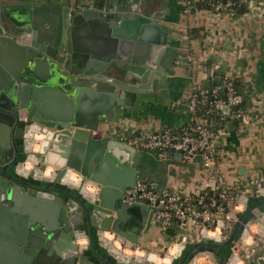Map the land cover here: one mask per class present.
I'll return each mask as SVG.
<instances>
[{
    "label": "water",
    "instance_id": "water-1",
    "mask_svg": "<svg viewBox=\"0 0 264 264\" xmlns=\"http://www.w3.org/2000/svg\"><path fill=\"white\" fill-rule=\"evenodd\" d=\"M8 3L9 0H0V72H5L4 65L8 66L1 88L4 91L0 92V120L11 124L9 147L0 149V187L25 188L31 196L46 201L48 211L42 218H19L14 229L0 220V244L11 246L15 254L22 253L18 264H26L32 257L33 264H83L89 260L90 250H81L76 240L77 232L85 230L93 255L103 263L132 264L113 260L96 230L113 229L137 242L140 234L152 227L154 210L147 201H124L125 189L138 178L133 163L139 160L142 150L118 138L96 137L91 130L100 120L120 124L128 117L135 121L140 119L138 113L144 106L172 104L169 77L182 55L172 42L177 39L172 28L160 21L166 13L165 1L62 0L56 19L44 34L27 30L26 21L10 16ZM30 22L39 27L36 20ZM25 37L30 38L29 45L21 43ZM88 38L100 43L89 44ZM7 59H11L8 64ZM223 63L221 73L225 74L228 65L225 60ZM220 81L206 79L204 84L211 87ZM37 83L51 85L76 99L92 98L101 107V112L88 120L71 110L57 115L41 111L35 117L34 107H30L27 118L43 123L45 131L52 129L45 151L36 153L42 168L47 163L56 168V179L44 183L34 177L30 180L35 182H26L8 169L24 143L18 141L25 132V127L17 126L22 118L19 107L27 106L30 97H39ZM229 109L224 107L226 112ZM12 155V161L2 163ZM70 169L98 184L97 197L87 196L64 181ZM261 176L262 173L259 181ZM262 209L264 197L252 203L250 200L228 239H200L172 264H187L205 250L218 249L223 256V246L238 237L245 223ZM173 233L169 227L167 234Z\"/></svg>",
    "mask_w": 264,
    "mask_h": 264
},
{
    "label": "crops",
    "instance_id": "crops-1",
    "mask_svg": "<svg viewBox=\"0 0 264 264\" xmlns=\"http://www.w3.org/2000/svg\"><path fill=\"white\" fill-rule=\"evenodd\" d=\"M164 1L166 13L160 21L172 28V33L177 37L172 42L182 55V60L172 69L169 77V98L173 102L167 107L160 103L152 108L144 106L138 113L140 119L133 121L132 128L150 127L157 130L189 121L191 114L186 108L185 98L190 91L192 71L189 68L188 56H193L196 64L194 74L201 79L204 86L206 79L217 78L216 71L223 75L221 70L225 60L228 65L226 73L237 72L238 87L245 95L244 108L247 110L248 122L231 118L226 127L219 129L217 143L223 153L222 168L228 181L233 184L248 183L253 186L257 182H264V0H245L246 10L241 13L231 9L190 8L185 0ZM59 5H62V0H9L6 10L14 19L26 21L24 26L27 30L35 34L42 31L44 34L56 19ZM29 20H36L40 28L29 23ZM191 28H200L199 35L190 34L188 29ZM184 34H187V37ZM96 41L100 43L96 38L86 39L89 44ZM21 43L29 45L30 38L25 37ZM100 46L102 47V44ZM10 61L11 59H7V64ZM2 68L5 72H0V92L4 91L1 88L4 87L2 83L6 79L8 66L4 65ZM36 85L39 86L36 91V96L39 97H30L27 99V106L19 107L26 115L29 114L30 107H34L35 117L41 111L48 115H57L71 110L73 113H82L88 120L101 112V107L99 108L92 98L76 99L51 85ZM31 91L34 92L33 89ZM229 122H232L233 126H230ZM119 126L121 125L114 121L100 120L97 128L91 130V133L99 138L117 139L118 130L115 129ZM10 128L9 122L0 120L2 150L9 147ZM18 141L22 142L23 139L18 138ZM25 157L26 151L23 150L20 159ZM38 160L41 163L39 156ZM46 166L54 167L50 163ZM133 166L138 170V174L149 176L159 185L189 187L201 184L203 177L199 160L193 164H185L177 154L172 159L159 158L154 151L142 150L139 160L134 162ZM260 173L262 176L259 181ZM19 188L16 190L14 187H0V220L10 229H14L13 224L23 216L35 215L42 218L48 211L46 201L31 196L23 187ZM139 242L150 248L156 245L155 240L149 242L144 234H140ZM86 249L90 250L91 258L83 264H101L91 260L94 258L91 247L85 248L84 251ZM21 254H15V249L11 246L0 244V264H18ZM212 256H215L216 260ZM196 258V264H220L223 261L218 249L215 252L199 251ZM34 260L32 257L26 264H33ZM247 264H264V257L251 258Z\"/></svg>",
    "mask_w": 264,
    "mask_h": 264
},
{
    "label": "built area",
    "instance_id": "built-area-1",
    "mask_svg": "<svg viewBox=\"0 0 264 264\" xmlns=\"http://www.w3.org/2000/svg\"><path fill=\"white\" fill-rule=\"evenodd\" d=\"M198 0H185L187 7H192ZM231 0H219L214 9H228ZM187 37V34H184ZM189 68L192 71L191 87L185 98V105L191 114L189 121L161 129L132 128L133 118H125L120 123L117 138L125 140L140 150L154 151L159 158H174L180 153L185 164L200 161L203 177L201 184L192 185H159L156 180L147 175L138 174L133 186L124 192V201L128 203L148 202L153 208V225L159 231L160 242L154 247H146L134 242L113 229L97 228L96 233L101 244L112 254L117 262L132 264H172L181 256L188 245L195 244L200 239L221 242L228 239L240 220V215L248 208L254 196H264V182L231 183L222 168L223 153L217 143L219 129L226 127L229 119L248 122L247 110L241 105L245 102L244 92L237 86V72L221 75L216 71V77L221 81L211 87L204 86L201 79L194 74L195 66L192 55L188 56ZM212 72V71H211ZM209 97L211 98L209 100ZM207 104L204 111V105ZM237 105V108H233ZM229 106L228 112L224 110ZM201 110L203 112H201ZM208 114H216L225 123L216 128ZM25 121L24 148L26 157L17 166L22 176H33L36 179L53 181L57 177L55 167L42 168L37 152H44L52 135V129L44 130V124L37 119L29 120L25 113L21 115ZM125 127H127L125 129ZM34 128L32 134L30 130ZM41 133V137L36 136ZM33 141L39 147L29 148ZM32 157L30 167L27 161ZM74 174L75 177H72ZM69 179H64L65 177ZM64 181L77 186L84 194L97 197L99 186L80 172L70 169L64 176ZM91 194L84 189L91 187ZM172 227L174 233L167 234ZM86 238L85 243L79 237ZM77 243L81 250L89 247V235L85 230L77 232ZM197 254L187 263L196 264ZM264 257V209L254 219L245 223L240 235L232 238L230 253L220 264H247L251 258Z\"/></svg>",
    "mask_w": 264,
    "mask_h": 264
},
{
    "label": "trees",
    "instance_id": "trees-1",
    "mask_svg": "<svg viewBox=\"0 0 264 264\" xmlns=\"http://www.w3.org/2000/svg\"><path fill=\"white\" fill-rule=\"evenodd\" d=\"M216 1H219V0H198L195 3V5H193L191 8H193V7H210V8H213L212 4H214ZM222 1H225V0H222ZM231 1H232L231 6L228 9L235 10L237 13H241V12L246 10V1L245 0H231ZM188 30H189L190 34L194 33V35L198 36L199 35L198 32H199L200 28H197V29L196 28H191V29H188ZM236 83H237V86H239L237 81H236ZM210 99L211 98L209 97V100ZM204 106L205 107H204L203 110L205 111L206 107H207V104H205ZM241 106L244 107V103ZM201 112H203V111L201 110ZM208 116H209L210 121L213 122V124L216 126V128H219L220 126H222L225 123V121L221 120L219 118V116L216 115V114H208ZM228 121H226V122L228 123ZM260 198H263V196H254V197H252L251 198V203L256 201V200H258V199H260ZM93 261L96 262V263L99 262L101 264H105V263L101 262V260L98 257H96V256H94Z\"/></svg>",
    "mask_w": 264,
    "mask_h": 264
},
{
    "label": "flooded vegetation",
    "instance_id": "flooded-vegetation-1",
    "mask_svg": "<svg viewBox=\"0 0 264 264\" xmlns=\"http://www.w3.org/2000/svg\"><path fill=\"white\" fill-rule=\"evenodd\" d=\"M70 1H71V0H70ZM17 126H19V127H21V128H24V127H25V121H24L22 118H20V120H19ZM23 140H24V138H23ZM21 146H23V147H21ZM23 150H25V148H24V143L20 144V150H19V152H18V154H17V160H15L12 164H10L9 167H8V169H9V171H10L12 174H14V175H18V176H20L21 179H23L24 181L28 182L30 179L33 178V176H22V175H20V174L18 173V171H17V166H18V163H17V162H18L19 160H21V159H20V153H21V151H23ZM12 160H13V155H12L9 159H2V163H6V162H9V161H12ZM22 177H24V178H22ZM39 180H41L42 182H38V183H44L43 181H48V180H45V179H39ZM30 181L35 182V181H33V180H30ZM45 184L50 185V183H48V182L45 183ZM78 191H79V190H78ZM89 243H90V239H89ZM89 247H90V245H89ZM92 256H93V255H92ZM90 258H91V255H90ZM91 260H93V258H92Z\"/></svg>",
    "mask_w": 264,
    "mask_h": 264
},
{
    "label": "rangeland",
    "instance_id": "rangeland-1",
    "mask_svg": "<svg viewBox=\"0 0 264 264\" xmlns=\"http://www.w3.org/2000/svg\"><path fill=\"white\" fill-rule=\"evenodd\" d=\"M39 147V145L37 146ZM29 166H31L29 164ZM177 168H180V166ZM144 236L148 237V241L150 242L152 239L155 240V244H157L158 242H160V238H159V231L155 226H152L150 228V230H148L146 233H144ZM84 239L79 237V241H83ZM146 246V245H145ZM230 253V244H227L225 246H223V257H226L228 254ZM213 259L216 260L215 256H212Z\"/></svg>",
    "mask_w": 264,
    "mask_h": 264
},
{
    "label": "bare ground",
    "instance_id": "bare-ground-1",
    "mask_svg": "<svg viewBox=\"0 0 264 264\" xmlns=\"http://www.w3.org/2000/svg\"><path fill=\"white\" fill-rule=\"evenodd\" d=\"M34 131H36V130H35L34 128H32V129L30 130V134H32ZM36 136H37V137H41L42 134L36 132ZM33 145H34V148H37V146H38V144L34 143V142L31 140V141L29 142L28 147H29V148H32ZM39 148H40V147H39ZM32 161H33V160H32V157H31L30 160L27 161V166H26V167H30L29 164L31 165V162H32ZM72 177H75L74 174L72 175ZM64 179H69V178L66 176ZM92 188H93V186H91V187H86V188L84 189V191H85L87 194H91V189H92ZM80 238L84 239L83 241H80L81 243L84 244L85 241H86V238L83 237V236H80Z\"/></svg>",
    "mask_w": 264,
    "mask_h": 264
}]
</instances>
